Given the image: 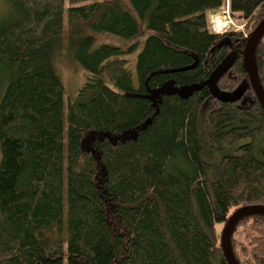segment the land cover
I'll list each match as a JSON object with an SVG mask.
<instances>
[{
  "label": "trees",
  "instance_id": "obj_1",
  "mask_svg": "<svg viewBox=\"0 0 264 264\" xmlns=\"http://www.w3.org/2000/svg\"><path fill=\"white\" fill-rule=\"evenodd\" d=\"M6 1L0 264H229L217 225L264 204V108L242 53L264 0ZM226 1L244 29H210ZM141 26L135 83L124 50L93 43ZM63 49L87 74L68 97ZM255 62L264 90V35ZM231 247L264 264V214L241 218Z\"/></svg>",
  "mask_w": 264,
  "mask_h": 264
},
{
  "label": "rangeland",
  "instance_id": "obj_2",
  "mask_svg": "<svg viewBox=\"0 0 264 264\" xmlns=\"http://www.w3.org/2000/svg\"><path fill=\"white\" fill-rule=\"evenodd\" d=\"M12 8L9 2L6 0H0V19L10 16L12 13ZM219 16V17H218ZM207 18L209 27L212 31L221 32L225 29H244L246 24V19L239 13L232 14L227 5V1L214 10H209L207 12ZM216 27V29H213ZM151 32L144 29L141 26V31L131 37L125 38L118 36L110 32H98L94 34V47H98L101 44L112 45L121 48L125 52L119 56V58L126 59L127 66L132 72L133 81L136 83V73H135V61L138 52L141 50L144 40ZM132 48L131 50H128ZM117 57H112L105 61L101 67L100 71L103 75V79L110 85L113 84L110 82L106 75V64ZM55 70L59 74L61 81L63 83L65 94L68 96H73L77 89L86 81V71L85 69L75 60L71 59L66 53L65 49L58 53L54 60ZM4 72L0 68V95L2 94L5 81ZM114 87V86H113ZM223 224L217 225L218 235L220 237ZM239 231L236 234V238H239Z\"/></svg>",
  "mask_w": 264,
  "mask_h": 264
},
{
  "label": "water",
  "instance_id": "obj_3",
  "mask_svg": "<svg viewBox=\"0 0 264 264\" xmlns=\"http://www.w3.org/2000/svg\"><path fill=\"white\" fill-rule=\"evenodd\" d=\"M263 35L264 18L256 25L254 30L249 35L242 53L244 69L248 74L249 81L258 100L264 108V90L258 78L255 62V49ZM254 214H264V204H249L241 206L234 210L224 223L221 230L220 240L223 254L229 264H239L231 247V236L233 230L241 218Z\"/></svg>",
  "mask_w": 264,
  "mask_h": 264
},
{
  "label": "built area",
  "instance_id": "obj_4",
  "mask_svg": "<svg viewBox=\"0 0 264 264\" xmlns=\"http://www.w3.org/2000/svg\"><path fill=\"white\" fill-rule=\"evenodd\" d=\"M213 29H216V27L214 28V25H213Z\"/></svg>",
  "mask_w": 264,
  "mask_h": 264
},
{
  "label": "bare ground",
  "instance_id": "obj_5",
  "mask_svg": "<svg viewBox=\"0 0 264 264\" xmlns=\"http://www.w3.org/2000/svg\"><path fill=\"white\" fill-rule=\"evenodd\" d=\"M219 17V16H218Z\"/></svg>",
  "mask_w": 264,
  "mask_h": 264
}]
</instances>
